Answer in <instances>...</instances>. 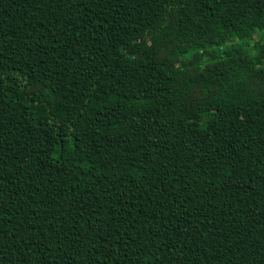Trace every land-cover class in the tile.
<instances>
[{
    "label": "trees",
    "instance_id": "16d2710c",
    "mask_svg": "<svg viewBox=\"0 0 264 264\" xmlns=\"http://www.w3.org/2000/svg\"><path fill=\"white\" fill-rule=\"evenodd\" d=\"M258 30L264 0H0V264H264V42L218 52Z\"/></svg>",
    "mask_w": 264,
    "mask_h": 264
},
{
    "label": "rangeland",
    "instance_id": "374dc122",
    "mask_svg": "<svg viewBox=\"0 0 264 264\" xmlns=\"http://www.w3.org/2000/svg\"><path fill=\"white\" fill-rule=\"evenodd\" d=\"M259 41L264 42V31L258 30L254 32L253 37H247L244 39H239L237 41H231L227 42L221 49L218 50L221 51L222 49H230L233 47H241L243 48L249 55H254L256 53V43ZM192 55V53L186 55V58H189Z\"/></svg>",
    "mask_w": 264,
    "mask_h": 264
}]
</instances>
